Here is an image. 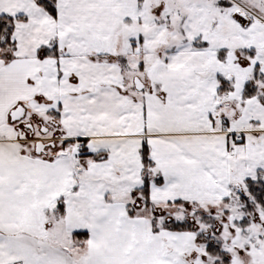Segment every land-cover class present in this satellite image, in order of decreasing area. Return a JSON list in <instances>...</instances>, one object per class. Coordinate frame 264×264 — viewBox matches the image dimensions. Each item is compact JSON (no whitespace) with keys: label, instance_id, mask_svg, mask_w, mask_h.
<instances>
[{"label":"snow or ice","instance_id":"obj_1","mask_svg":"<svg viewBox=\"0 0 264 264\" xmlns=\"http://www.w3.org/2000/svg\"><path fill=\"white\" fill-rule=\"evenodd\" d=\"M0 264H264V0H0Z\"/></svg>","mask_w":264,"mask_h":264}]
</instances>
